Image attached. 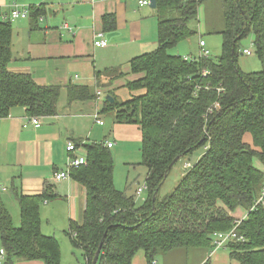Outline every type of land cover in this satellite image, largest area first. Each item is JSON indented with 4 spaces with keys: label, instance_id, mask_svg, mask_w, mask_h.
Masks as SVG:
<instances>
[{
    "label": "trees",
    "instance_id": "1",
    "mask_svg": "<svg viewBox=\"0 0 264 264\" xmlns=\"http://www.w3.org/2000/svg\"><path fill=\"white\" fill-rule=\"evenodd\" d=\"M201 2L156 0L157 46L130 59L131 72L143 75L125 84L130 91L143 92L125 101L114 95L113 102L103 101L101 111H113L114 122L135 124L141 132L146 199L137 205L134 195L116 188L105 142L84 143L86 164L70 169L86 197L81 222L70 221L65 233L81 250L83 264H91L99 246L96 264H132L138 250L147 264H156L159 255L177 248L200 249L207 255L201 264H210L212 233L229 231L235 222L231 212L238 207L248 212L235 229L236 237L223 248L239 264H264V206L251 209L264 189V171L254 164L257 160L264 166V0H221L225 27L219 32V56L185 59L170 54V48L194 33L189 22ZM28 10L34 20L45 13L42 4ZM114 19L107 14L103 21L111 27ZM249 33L263 68L243 72L237 57L240 41ZM11 34L10 21H0V117L17 106L29 116L55 115L61 86L38 84L29 73L9 70ZM66 90L68 104L95 98L85 85L69 84ZM200 147L204 152L174 189L160 197L169 164ZM52 192L49 186L39 195L17 194L18 225L0 199L6 264L19 259L60 264L58 240L40 228V204L54 197Z\"/></svg>",
    "mask_w": 264,
    "mask_h": 264
},
{
    "label": "crops",
    "instance_id": "2",
    "mask_svg": "<svg viewBox=\"0 0 264 264\" xmlns=\"http://www.w3.org/2000/svg\"><path fill=\"white\" fill-rule=\"evenodd\" d=\"M15 4L27 9L42 4L45 13L36 20L30 16L10 20L12 59L9 70L29 73L38 84L59 85L61 91L57 113L40 117L38 127L31 122L24 107H13L7 116L0 117V184L5 188L0 192V199L16 223L14 225H18L16 195H39L46 187H52L55 196L40 204V228L43 234L54 236L60 245L56 236L58 228L66 236L70 221L81 222L86 191L71 177L54 180L53 173L66 168L68 142H83L84 145L89 142L86 133L89 126L90 129L105 125V113L101 110L106 95L125 101L143 92L130 91L125 86L128 81L143 75L132 73L129 61L156 48L157 40L155 42V34L151 30L155 27L157 32V17L154 8L140 5L138 0H0V21H6L4 17ZM107 14H113L115 18L111 27L103 21ZM98 32L107 41L104 47L93 45ZM119 73L122 75L117 76ZM69 84L90 87L95 98L68 104L66 88ZM95 113L103 124L96 122ZM114 124L116 134L120 128L128 130L141 144L137 125ZM103 139L104 142H112L109 149L113 148L114 141L106 135ZM254 164L264 171L259 161L254 160ZM246 214L243 207L231 212L235 219L245 218ZM210 261V264H239L230 258L225 248L213 251ZM0 264H6L5 259L0 260ZM14 264L44 263L19 259ZM132 264H147L143 250L136 252ZM156 264L175 263L165 253L156 258Z\"/></svg>",
    "mask_w": 264,
    "mask_h": 264
},
{
    "label": "rangeland",
    "instance_id": "3",
    "mask_svg": "<svg viewBox=\"0 0 264 264\" xmlns=\"http://www.w3.org/2000/svg\"><path fill=\"white\" fill-rule=\"evenodd\" d=\"M147 8L150 7L147 6ZM152 19L153 17L151 16L149 18L150 23ZM189 27L194 33L170 48L168 50L170 54L196 57L201 50L199 41L203 40L206 44L203 49L208 50L212 58L219 56L222 45V36L219 32L225 27L224 9L221 0H202L198 7L197 16L189 22ZM151 31L155 34L154 40L156 42L157 32L155 27ZM148 34L152 36L151 32H148ZM239 48L237 64L243 72L262 70L263 66L255 54L253 35L251 33L240 41ZM245 50H249L250 54H246ZM104 113L105 125L103 127L96 125L90 129L89 126L86 131L88 134L87 138L89 142H104L103 138L106 135L107 138L115 142L113 148L110 149L114 165V184L119 190L134 195V189L145 181L147 172L146 166L141 163L140 140H137L133 134H129L128 130L122 128L116 134L113 126L115 125L113 121L114 112L107 111ZM134 132L136 133V130ZM245 140L250 142L251 136L246 134ZM203 152L204 147H200L187 155H183L173 164L159 189L160 197L168 195L178 184L186 171V168H184L185 163L192 165ZM146 197L147 191L134 196L135 203L140 205ZM13 218H15V215ZM56 236L61 242L60 264L83 263L84 259L81 250L72 246L67 235L65 236L62 233L61 228H58ZM187 254L189 255L188 258H186ZM201 254L200 249L185 248H177L166 252V255L175 264H194L204 258V255Z\"/></svg>",
    "mask_w": 264,
    "mask_h": 264
},
{
    "label": "built area",
    "instance_id": "4",
    "mask_svg": "<svg viewBox=\"0 0 264 264\" xmlns=\"http://www.w3.org/2000/svg\"><path fill=\"white\" fill-rule=\"evenodd\" d=\"M138 2L140 5H149V3H150L149 0H138ZM27 17H29V10L27 8H19V6L15 4L10 9L9 14L4 17V19L10 21V20L18 19V18H27ZM93 45L98 46V47H104L107 45V41L103 37V34L101 32H98L95 35V37L93 39ZM204 46H205V42L203 40H200L199 41V47L201 48V50L199 51L197 56L207 57L210 55L208 50L203 49ZM245 53L250 54V51L245 50ZM184 58L188 59V58H192V57L191 56H184ZM206 74H207V71L203 70L202 75L206 76ZM97 94H99V93H97ZM94 119L96 120L97 123L103 124V121L100 120V118L98 119V113L94 114ZM30 120L36 127H38L40 125V117L39 116H30ZM105 144L107 147L110 148L113 143L110 141H106ZM66 151L69 153L67 160H66V168L64 170L56 171L53 173V179L56 181H59V180L65 179V178H69L70 177L69 172H70L71 168H77L79 166H83L87 162V156H86L87 153L83 147V142H80V144H76V143L71 142V141L68 142L66 145ZM190 165L191 164H189V163H185L184 168L187 169L190 167ZM4 189H5L4 186L0 184V192H2ZM144 191H147V185H146L145 181H144V183L140 184L136 188L134 196H138L141 193H143ZM258 205L264 206V189L259 193V195L256 198V200L254 201V204H253L251 209H254ZM243 219L244 218L235 219L233 227L227 232L216 231V232L212 233L213 243L215 245V249L213 251L220 249V248H223L224 244L228 240L236 237L235 229L238 226V224L240 223V221ZM5 256H6V252H5V249L2 247V248H0V260L5 259ZM83 263H78V264H83ZM153 263L155 264V261H153Z\"/></svg>",
    "mask_w": 264,
    "mask_h": 264
},
{
    "label": "water",
    "instance_id": "5",
    "mask_svg": "<svg viewBox=\"0 0 264 264\" xmlns=\"http://www.w3.org/2000/svg\"><path fill=\"white\" fill-rule=\"evenodd\" d=\"M150 3H149V6L151 8H154L156 6V0H149ZM105 99L106 100H109L110 102H113V98L110 97L109 95H106L105 96ZM179 159V156H177L168 166V171L171 169V167L173 166V164ZM155 194H156V191L154 192L153 196H152V201L155 200ZM99 253H100V246L97 248L94 256H93V259L91 261V264H96L97 262V259H98V256H99Z\"/></svg>",
    "mask_w": 264,
    "mask_h": 264
}]
</instances>
